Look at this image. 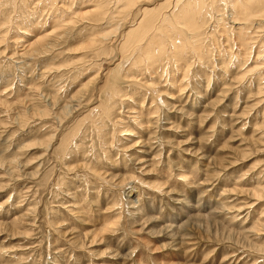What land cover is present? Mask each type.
<instances>
[{"label": "rangeland", "instance_id": "374dc122", "mask_svg": "<svg viewBox=\"0 0 264 264\" xmlns=\"http://www.w3.org/2000/svg\"><path fill=\"white\" fill-rule=\"evenodd\" d=\"M14 1L0 0V264H264V17L245 47L207 0L199 49L172 48L168 23L113 74L123 33L164 0L114 11L115 33L84 14L113 0Z\"/></svg>", "mask_w": 264, "mask_h": 264}, {"label": "bare ground", "instance_id": "6f19581e", "mask_svg": "<svg viewBox=\"0 0 264 264\" xmlns=\"http://www.w3.org/2000/svg\"><path fill=\"white\" fill-rule=\"evenodd\" d=\"M27 1L28 0H26V2ZM103 1L104 0H102V2ZM113 1H115V6H116L115 10L110 11L109 8H105L106 6H104V7L101 6V8H104L103 9L104 12H102V11L99 12L98 9H90V11H86L84 14L86 16H89V17L93 16L92 19H94L95 21H106L107 20L109 22V25L112 22L116 25V23H117L116 20H118V19H119L118 21H120V23H121V19H120L122 17L121 14H127V15H125V17H123V19L127 20V18L131 15V13L133 11L132 9L135 6H137L139 3L143 2V1H154L155 3L160 4L159 1H162V0H113ZM174 1H175L174 5H172L170 8H168L167 6L170 5L172 0H164V3H166V4H163V7L160 8L161 12H164V13H160V14H156V15L152 16L144 10L143 13H141L140 16L137 17L138 19H136L137 28H135L133 30L130 29L128 32L123 33L124 35L122 36V39L119 40L120 45L118 47V50L120 51L119 52L120 57L122 58V62L119 64V66L112 69L111 72L113 74H117V73L119 74L120 70L123 69L124 66H126L125 63H128V61L130 60V56L135 55V52L141 51V48L143 47V45L148 43V46H150L153 42H155V41H153V42L151 41V37H153V36L156 37V33L158 35H160L158 32H164V29H162V27L164 25L166 26L168 23H170V25H172L173 29L177 30L178 34L180 35L179 39H177L175 37L176 39L174 40V45L172 46V48H174L175 50L179 49L181 54L184 53L185 49L187 48V45H190L192 47V50L200 48L199 46H200L201 41H202L201 37H202V39L205 38V37H203L204 29H202L201 26H203L202 25V19H203L202 16L207 14V11L205 9L206 8L205 1H207V0H184L183 2H181L182 0H174ZM8 2L11 3V1H8ZM14 2H17V1H14ZM20 2H21V0L18 3H20ZM23 2H25V1H23ZM209 3H211L213 6V9H215V10H211L213 17L216 14H217V16H219L220 12H222V10H221L222 8L227 9L226 11L230 12V15L233 16V18H234L233 20L231 19V22L234 24H239V30H238L239 33L236 34V32H237V30H236L235 31V37H237V39L240 40L241 44H244V45L246 44L245 39H246L247 35H249V32H247V31L249 30L250 26L252 27V25H254L253 21L255 19H257V21H258V19L261 20L264 17V0H211ZM22 4L23 3H21V6H22ZM121 4H123L124 7L121 10H119V8H117V7H119ZM220 4H223V5H220ZM46 5H49V2H48V4L46 3ZM219 5L223 6V7H221L219 9V7H218ZM17 6H18V4H17ZM24 7H25V3H24ZM207 7H208V5H207ZM167 8H168V10H167ZM123 9H125V10L127 9V11H122ZM114 11L115 12L119 11V18L118 19H117V16H115ZM215 12H217V13H215ZM219 18L221 19V22L223 23L224 19H222L223 18L222 15ZM2 22H5V21H2ZM216 22H219V19H217ZM255 22H256V20H255ZM118 23H117L116 27L114 28V30L112 31V33L120 31V30H118L120 24H118ZM165 32H166V30H165ZM138 33H142V35L139 36L138 38H135V36ZM158 35H157V37L159 38ZM183 36H184V39L182 38ZM103 37H104V40H107V38H108V36H106V37L103 36ZM244 37H245V39H244ZM93 40H95V39H93ZM179 43H180V45H179ZM205 43H206V41H205ZM100 44H101V47L99 48V50L97 49V53L103 54V52L106 51V54L109 57L112 52H111V48L108 45V43L101 42ZM32 46H35V45H32ZM247 46L248 45L246 44L245 47H247ZM165 47H164V50L166 49ZM168 48L171 49V47H168ZM168 48H167V50H168ZM246 50H247V48H246ZM164 53H165V51H164ZM125 54H127V55L124 56ZM201 56L206 58L205 57L206 55L201 54ZM106 59H107V57H106ZM95 63H97V62H95ZM131 66H132V64H131ZM148 70H150V69H148ZM108 85H107L108 87H110L112 85L111 80H109ZM113 94H112V96H113ZM112 96H110V97H112ZM99 115H100V113H99ZM96 116H97V114L95 115V117ZM102 116L104 117V114L101 113V117ZM101 119L102 118H100V120ZM49 145L50 144H48V146ZM65 150H66V148H65Z\"/></svg>", "mask_w": 264, "mask_h": 264}]
</instances>
